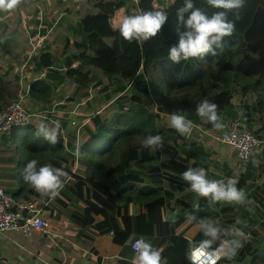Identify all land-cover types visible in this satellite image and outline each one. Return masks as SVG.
Instances as JSON below:
<instances>
[{"label":"trees","instance_id":"1","mask_svg":"<svg viewBox=\"0 0 264 264\" xmlns=\"http://www.w3.org/2000/svg\"><path fill=\"white\" fill-rule=\"evenodd\" d=\"M193 2L209 15L219 11L209 7L206 0ZM182 5L183 0H171L169 4L163 3V0H138L137 3L133 0H95V8L105 17L112 16L120 8H125L127 14L140 10L164 9L168 22L156 37L137 42L139 55L134 65L123 64L119 60L112 62L111 58L114 55L116 58L117 52L114 45L107 41L108 36L91 32L86 34V47L83 51L67 56L64 74L61 76L53 73L54 79H63L65 75L69 76L68 73L75 72L69 77L81 84L80 89L92 84V88L100 87L102 91H109L106 93L109 100L114 96L115 99L119 94L126 95L128 99L125 109L121 101H116L117 111L109 117L99 113L90 117L93 129L89 130L80 144H70L73 149L79 146L82 161L92 167L93 173H99L98 178L95 179L94 174L88 176L78 171V167L72 171L75 161L62 155L65 146L59 135L56 143L51 144L35 135L36 125L33 123L14 129L9 135L11 138H18L23 153L26 152L27 162L29 159L41 161L46 157L48 160L45 164L63 168L68 173L63 189L54 199H75L85 205L83 214L76 218L77 223L91 224L95 216L99 215L102 219L95 226L100 233L113 231V238L117 242H124L129 235L134 234L150 241L155 248L160 237L168 236V245L160 249L165 264H191L188 258L189 242L205 238L199 227L191 239L187 238L184 231L177 234V228L186 220H190L192 224L200 223L201 220H212L218 224L219 213L233 210L234 206L213 210L206 205L207 198L199 197L198 203L193 202L194 192L191 189L185 191L189 185L180 179L181 174L190 167H203L207 170L210 155L200 144L197 148L189 149L184 157L178 155L176 148L185 142V137L181 134H169L176 132L170 126L166 130L157 131L155 119L163 110L167 109V114L170 115L178 111L177 107L194 112L197 103L205 98L218 105V114L222 116L232 106L233 95L229 85L241 82L242 79L253 80L242 86L244 92L248 88L257 90L260 87L264 90V0H246L244 7L239 10V19L234 13H229V19L235 22V30L231 36L224 38L223 45L216 49L215 56L208 54L203 58L173 63L168 58V50L178 41L175 33L176 11ZM120 39L123 43L128 42L121 36ZM126 53L128 54L127 50ZM107 60L112 68L105 63ZM56 61L57 57L51 53L40 56L39 67L47 70L45 78L49 79L48 74L53 72L49 66ZM74 61H82L86 67L92 62L101 70L105 81L90 75L89 68L76 72L72 69ZM111 84H114L113 87H109ZM159 88L163 89L159 94L164 101H157V111L154 112L148 107L147 98L152 94L156 96ZM181 90L188 92V95L171 100L165 97L170 92ZM28 92L37 105L46 107L53 102L49 99L51 85L46 79L32 82ZM87 96L84 93L83 97ZM259 103L261 102L245 107L251 115L260 113ZM260 118L264 119V114ZM201 121L203 128L214 129L210 123ZM149 134H160L163 146L153 151L142 147L143 140L138 139L139 135H144L145 138ZM246 166L237 179V187L240 189L249 180L256 182L264 173L263 168L260 174L254 175L252 161L246 163ZM144 173L149 175L147 182L141 177ZM107 177L110 179L109 183L105 181ZM177 188L185 191L184 198L176 196ZM13 196L39 201L51 199L37 193L22 177ZM262 197L264 199V195ZM167 199L169 202L173 201L171 207L176 210L170 218H166L169 203ZM137 205L140 206V212L131 214L129 207ZM257 222H260L264 230V221ZM251 233L250 239H241L244 246L233 259L221 257L216 264H263L264 243L260 248L256 247L254 243L259 231L251 229ZM225 238L227 236L222 231L221 239ZM247 256L250 257L248 262L245 261Z\"/></svg>","mask_w":264,"mask_h":264},{"label":"crops","instance_id":"2","mask_svg":"<svg viewBox=\"0 0 264 264\" xmlns=\"http://www.w3.org/2000/svg\"><path fill=\"white\" fill-rule=\"evenodd\" d=\"M94 2L95 0H20L14 10L0 12V102L15 100L21 92H25L23 103L28 104L30 101L31 111H41L45 107L37 105L28 92L30 84L37 79H46L51 85L49 99L56 101V104L67 97L77 95V98H84V93L89 96L90 90L94 94L99 90L98 87L92 88V84L80 89L81 84L69 77L75 72L68 73L69 76L65 75L63 79L53 77V73L61 76L64 74L67 56L83 51L86 47V34L100 32L109 37V27H115L114 20L120 22L123 16L131 15L127 14L125 8H120L112 16L105 17L95 8ZM120 13L124 15L121 17ZM110 18L112 21H109ZM45 53L57 57V61L49 66L53 71L48 74L49 79L45 78L47 70L39 67L40 56ZM87 68L90 75L101 78L92 62L86 67L84 62L74 61L72 66L76 72ZM226 114L221 116L224 122ZM3 139L5 140L4 137L0 139V157ZM74 163L77 168V162ZM88 167L92 169L91 166ZM78 171L88 176L94 174L95 179L99 177V173H93V169L92 174L79 167ZM105 181L109 183V177ZM16 183L17 179L14 185ZM14 185L10 192L12 194L19 187L17 185L13 188ZM50 207L46 212L51 223L48 231L36 232L29 238L21 237L18 233H15L18 235L15 239L11 233L0 236V261L4 264H131L134 252L130 241L135 237L134 234L129 235L124 242H117L109 230L100 233L95 226L102 219L99 215L95 216L91 224L77 223L76 218L83 214L85 205L75 199H53ZM129 212L139 213L140 206H130ZM172 215L168 216L166 213V218ZM187 221L190 220L177 228L176 233L184 231L187 238L191 239L189 229L193 224L190 221L188 226ZM167 245L168 236H162L156 248L160 250Z\"/></svg>","mask_w":264,"mask_h":264},{"label":"rangeland","instance_id":"3","mask_svg":"<svg viewBox=\"0 0 264 264\" xmlns=\"http://www.w3.org/2000/svg\"><path fill=\"white\" fill-rule=\"evenodd\" d=\"M164 3V2H163ZM34 7V5H33ZM121 17L124 14H119ZM109 21H112L110 18ZM115 27H109V37L107 38L108 42L114 45L117 56L115 55L111 58L112 62L121 61L123 64L127 65H134L136 63V58L139 55L138 48H137V41L126 42L123 43L120 39V33L118 31L119 21L117 19L114 20ZM128 51V54L126 53ZM111 68L112 65L109 64V60L105 62ZM96 66L95 64H93ZM114 69V68H113ZM98 75L105 81V76L102 74L100 69H96ZM252 79H242L241 82L231 83L229 85L230 89L232 90V107L226 109L225 113H227L224 118L225 122L231 121L233 118L237 116L239 113L238 111L247 110L245 106H252L259 103V109L261 115L264 114V90L257 88V90L248 88L245 92L242 89V86L245 83L252 82ZM114 85V84H113ZM113 85H109V87H113ZM18 87H20L18 85ZM8 90L9 88L6 87ZM19 89V88H18ZM109 89V88H108ZM112 89V88H111ZM163 92L162 88H159V92L157 95H151L148 97V107L151 108L152 111H157V101L163 102L162 95L159 94ZM109 91H96L94 94L92 90L89 92V96L87 99L84 98H77V95L72 97H67L66 99L60 101L59 104H56V101L50 106H46L45 108L41 109V111H31L32 105L31 102L28 101L22 102L24 107L31 112V117L28 123H33L34 125H38L41 120L46 121L50 126H54L55 122L59 121L61 125V131L59 132V136L63 138V144L65 146V150L62 151V155L65 156L67 159H74L79 169L82 171H87V173H91L92 169L86 165L84 161L81 160V156L76 154L75 149L70 146L71 143L80 144L81 141L86 138L89 134V130L93 129V125L90 122V117L94 114L99 113L102 116L111 115L115 111H117V104L116 101H121L123 103V108L125 109L126 105L128 104V99L126 95L119 94L116 96L115 99H107L106 93ZM188 95V92L183 90L181 91H173L169 94L165 95L168 99H179L183 98ZM177 97V98H176ZM82 99V100H81ZM81 100V101H79ZM80 103V104H79ZM82 103V104H81ZM53 104H55L53 106ZM233 105H235L233 107ZM235 108V109H234ZM176 110L183 112V114H187V119L193 122L192 131L190 134H184L185 142L180 143L176 151L178 155L183 156L185 153L192 148H197V145L200 144L204 147V150L210 155V159L207 161L206 172L208 178L212 177L213 179H227V178H235L238 179L239 175L245 171L247 168L246 163L239 162L231 151V148L227 144H220L214 139V136L211 135L208 138L209 132H216L215 129H205L202 125V119L196 115V112H189L184 110L181 107H177ZM29 112V111H28ZM168 110H163L159 116L155 119V125L157 127V131L159 130H166L169 127V114H167ZM260 113H254L251 115L249 112V116L252 120V127L255 130L256 134L259 135L260 144L257 148L256 153L252 156L253 164V173L257 175L258 173L262 172L264 168V119L260 118ZM223 120V119H222ZM263 120V121H261ZM223 121V123H225ZM80 125V126H79ZM166 125V126H165ZM226 125V124H224ZM90 127V129L88 127ZM169 134H180L177 131L174 133ZM217 134V133H216ZM182 135V134H181ZM218 135V134H217ZM5 140H1L3 149L1 152L0 157V186L8 190L9 192L12 191V186L16 182L15 186L20 184V179L22 177L21 173L27 164L26 161V152L23 153L22 146L20 145L19 141L14 137H4ZM139 140H144V135H139ZM153 151V150H152ZM32 160L29 159L28 162ZM47 158L41 159L38 161L40 165L47 163ZM248 163V162H247ZM77 166V165H76ZM76 168V167H75ZM201 168V167H198ZM228 170V173H227ZM209 173V174H208ZM92 174V173H91ZM263 174V173H262ZM98 175V174H97ZM141 177L144 181H149V175L147 173L141 174ZM179 179V178H178ZM110 180V179H109ZM165 186H168L167 182H164ZM258 184V186H256ZM259 187V188H257ZM257 188V189H256ZM190 186L185 190L188 191ZM246 193V200L243 204H235V203H226V202H217L213 203L209 199H207L206 205L212 208L213 210L219 209L220 207H232L234 206L233 210H224L223 212L219 213L220 218L217 220L219 227L223 230H229L231 236L227 238H238V239H250L252 237L251 229H256L259 231V235L256 237L257 241L254 243L256 247H261L262 243H264V230L260 226V222L257 221H264V178L258 179L256 182L254 180H249L246 186L243 188ZM185 191H181L178 188L175 190V194L179 198H184ZM258 193H261L259 195ZM249 195V196H247ZM249 197V198H248ZM199 196L194 193V203H198L197 199ZM169 202V199H167ZM172 202L168 203L166 208V213L168 216L174 214L175 210H171ZM202 209L203 207H199ZM189 226L190 221L186 222ZM185 225V223L183 224ZM187 226V227H188ZM199 227V223L193 224L192 227L189 229V236L192 238L194 233L197 231ZM243 233L241 236L240 233ZM11 235L15 238L18 237L17 234L11 233ZM19 236L23 237L19 234ZM218 242L213 245V248L218 246ZM249 256L245 258V261L248 262ZM264 264V263H263Z\"/></svg>","mask_w":264,"mask_h":264},{"label":"clouds","instance_id":"4","mask_svg":"<svg viewBox=\"0 0 264 264\" xmlns=\"http://www.w3.org/2000/svg\"><path fill=\"white\" fill-rule=\"evenodd\" d=\"M245 2L246 0H206L209 7L219 9L209 15L196 7L193 0H183V5L176 11L175 33L178 41L169 47L168 58L173 63H180L190 58H203L208 54L215 56L216 49L222 47L224 38L231 36L235 30V22L229 19V13H234L239 19V10L244 7ZM19 3L20 0H0V12H10ZM167 22L168 15L164 9L140 10L123 16L118 31L124 40L143 42L156 37ZM195 112L214 129L225 128L222 117L218 114V105L207 98L197 103ZM169 126L184 135L191 133L193 122L183 112L174 111L169 116ZM60 128L59 121L50 126L41 120L36 126L35 135L55 144ZM162 146L163 137L160 134H149L142 141L144 148L155 150ZM75 152L79 154L78 145ZM21 175L23 181L37 193L54 199L63 189L68 173L63 168L54 167L52 164L40 165L38 160L32 159L27 162ZM180 179L187 182L197 196L207 198L213 203H245L246 193L237 187L238 181L235 178L209 179L203 167H190L181 174ZM199 229L205 238L189 242L188 258L192 264H202V258L207 256L212 257L209 264H215L221 257L231 260L244 246L238 238L221 239L222 229L212 220H201ZM223 232L225 236H231L229 230ZM217 241L218 246L213 248ZM131 247L134 252L131 264H165L161 251L145 238L135 240Z\"/></svg>","mask_w":264,"mask_h":264},{"label":"built area","instance_id":"5","mask_svg":"<svg viewBox=\"0 0 264 264\" xmlns=\"http://www.w3.org/2000/svg\"><path fill=\"white\" fill-rule=\"evenodd\" d=\"M133 1L138 2V0ZM163 2L169 4L171 0H163ZM24 95L25 92H21L15 100L0 102V139L10 135L15 128L29 122L31 113L22 103ZM238 112L229 123H224L226 125L223 130L209 132L208 138L213 135L220 144L229 145L234 157L241 163H247L256 153L261 141L251 125L253 122L248 110L240 109ZM75 170V167L72 168V171ZM52 203V199L39 201L33 198L14 197L12 193L0 186V236L18 233L29 238L36 232L48 231L51 223L46 212L51 208ZM110 234L112 235L113 231H110ZM139 238L141 237H133L130 247ZM211 259L210 256L203 257L202 264H209ZM219 260L220 258L215 261V264ZM190 263L192 264L191 260ZM0 264L4 263L0 261Z\"/></svg>","mask_w":264,"mask_h":264},{"label":"water","instance_id":"6","mask_svg":"<svg viewBox=\"0 0 264 264\" xmlns=\"http://www.w3.org/2000/svg\"><path fill=\"white\" fill-rule=\"evenodd\" d=\"M264 178V173L259 177V179Z\"/></svg>","mask_w":264,"mask_h":264}]
</instances>
